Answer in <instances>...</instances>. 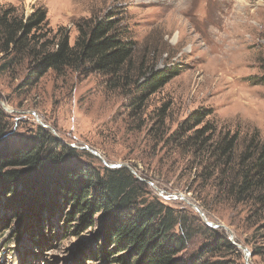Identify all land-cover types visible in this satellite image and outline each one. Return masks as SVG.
Listing matches in <instances>:
<instances>
[{"label": "rangeland", "instance_id": "rangeland-1", "mask_svg": "<svg viewBox=\"0 0 264 264\" xmlns=\"http://www.w3.org/2000/svg\"><path fill=\"white\" fill-rule=\"evenodd\" d=\"M0 5L17 7L26 17L44 7L50 30L66 28L72 46L79 21L117 12L138 60L156 70L181 71L139 113L127 107L132 97L109 91L97 73L50 72L28 84L25 71L18 66L5 71L8 60L0 56V111L9 123L4 137L9 144L21 147L43 130L76 149L77 162L102 175L106 166L90 151L132 169L147 185L144 199H158L174 211L175 236L187 240L175 258L181 263L246 264V249L250 264H264V213L223 193V175L208 180L210 163L176 136L190 115L209 110L219 135H238L239 151L253 135L264 140V85L257 80L264 76V0H0ZM166 104L163 129L157 121ZM6 203L0 202V220ZM9 213L10 228L0 224V264H118L101 254L92 257L104 228L100 215L79 234L81 223H72L67 233L64 220L55 216L45 223L41 242L32 232L18 238L21 218ZM225 239L235 250L201 253Z\"/></svg>", "mask_w": 264, "mask_h": 264}, {"label": "trees", "instance_id": "trees-1", "mask_svg": "<svg viewBox=\"0 0 264 264\" xmlns=\"http://www.w3.org/2000/svg\"><path fill=\"white\" fill-rule=\"evenodd\" d=\"M47 17L44 7L35 8L26 17L17 7L0 5V56L8 60L3 69L22 68L28 84L37 83L50 72L63 75L88 70L103 76L109 91L132 97L127 107L140 113L152 96L181 73L167 67L156 70L145 59L138 60L122 14L79 21L73 46L67 29L50 30ZM257 80L264 85V76ZM169 109L166 104L159 110L157 124L163 129ZM212 114L206 110L190 115L180 125L177 140H183L181 146L210 163L208 180L219 181L216 177L223 175V193L232 194L237 203L250 202L257 214L264 213V140L253 135L239 151L238 135H219L214 119L208 120ZM8 128L0 111V202L8 201L0 224L5 229L10 228V212L13 219L18 216L22 221L16 231L18 238L32 232L42 242L46 241L45 223H51L55 216L64 220L67 233L72 223H81L76 231L79 234L94 226L100 215L104 228L92 257L101 254L105 261L118 264H184L175 260L185 250L187 240L175 236L174 211L158 199H144L147 185L129 169L104 167L102 175L77 162L80 155L76 149L43 130L21 147L12 146L4 138ZM223 248L235 250L225 239L215 240L201 253L214 255Z\"/></svg>", "mask_w": 264, "mask_h": 264}, {"label": "water", "instance_id": "water-1", "mask_svg": "<svg viewBox=\"0 0 264 264\" xmlns=\"http://www.w3.org/2000/svg\"><path fill=\"white\" fill-rule=\"evenodd\" d=\"M88 149V148H87ZM94 156H96V157H98V158H100L101 159V161H102V163L106 166V167H108V168H110V169H118V168H122V167H124V168H127V169H129L130 170V172L132 173V174H134V171L132 170V169H130L129 167H127V166H124V165H111V164H108L103 158H101L95 151H90ZM154 189L155 190H157L158 191V189L157 188H155V186H154ZM162 196H163V192H161V191H158ZM163 197H165V196H163ZM173 198H178L177 196H173ZM165 199H168V198H166L165 197ZM196 210L199 212V213H201V211L196 207ZM204 220H205V222L207 223V225H209L210 227H214V225L212 224V223H210L205 217H204ZM215 227H217V226H215ZM232 241V240H231ZM244 251H245V253L247 254V256H246V264H250V262H249V257L248 256H250L249 255V252L246 250V249H244Z\"/></svg>", "mask_w": 264, "mask_h": 264}]
</instances>
